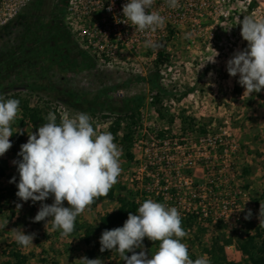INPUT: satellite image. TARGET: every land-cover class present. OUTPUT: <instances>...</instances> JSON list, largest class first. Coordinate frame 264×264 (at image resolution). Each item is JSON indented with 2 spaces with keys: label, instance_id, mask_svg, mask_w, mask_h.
<instances>
[{
  "label": "rangeland",
  "instance_id": "1",
  "mask_svg": "<svg viewBox=\"0 0 264 264\" xmlns=\"http://www.w3.org/2000/svg\"><path fill=\"white\" fill-rule=\"evenodd\" d=\"M66 2L31 0L0 29V94L6 99L29 100L58 116L64 111L72 115L87 113L98 132H110L111 122L129 116L128 108L139 103V108L134 111L135 121H138L134 142L139 139L142 143L151 142L155 139V129L158 136L179 139L184 135L195 138L201 130L216 132L218 128H224L237 145V151L232 157L231 181L217 180L220 184L218 204L221 206V202L228 201V193H231L237 207L232 208L228 219L198 220L193 227H186L187 235L182 242L187 244L190 258L195 260L199 256L208 258L204 250L212 246L214 239L230 240L232 245L225 247L227 258L239 262L241 256L236 243L261 226L259 209L260 203H264V90L251 96L243 95L244 88L238 83L239 74L231 77L226 69L228 59L235 51L245 49L247 41L238 36L228 46L226 43L230 41L222 34L217 37L219 44L206 49L207 45L200 41L189 44L185 32L176 31L173 39L160 46L167 61L157 68L161 84L158 91L148 83L149 76L155 71L148 52H142L128 62L132 64L128 66L131 70L140 67L139 72L109 71L79 46L65 21ZM25 44L28 51L21 56ZM215 50L218 52L215 63L208 62L216 55ZM4 59H8L6 65L2 64ZM11 127L13 133L21 132L25 142L31 132L37 131L28 125L20 128L16 121ZM115 143L122 150V173L111 189L118 194L119 186L131 188V178L139 172L145 155L143 145L140 144L141 150L132 145L128 151L133 157L130 159L120 144ZM19 151L17 149L14 154L9 149L0 157L5 169V175L0 177V195L6 196L5 200H0V251L6 252L2 253L0 264L11 262L8 253L12 250L26 255V264H81L79 258L85 256L89 259L99 257L104 264H125L115 251L108 256L93 249L94 244H100L102 232L91 238L82 231L72 237H63L50 222L46 227L45 221L33 222L40 202L21 201L16 196V184L10 183L14 176L16 182L19 181L17 166L12 163L21 159L17 155ZM151 153L148 151L147 154ZM190 174L194 184H207L204 166H197ZM44 203L51 204L53 199L49 197ZM17 204H22V208L18 209ZM65 206H68L67 202ZM114 206L116 204L110 201H103L97 208H87L76 220L82 225L95 226L101 214L114 210ZM249 210L251 218L245 219ZM5 221H8L6 226ZM14 228H22L25 234L35 233L33 244L19 246L14 239ZM143 245L146 253L148 246L151 253L158 248L147 238ZM140 250L136 249V252ZM126 254L131 256L132 253Z\"/></svg>",
  "mask_w": 264,
  "mask_h": 264
},
{
  "label": "clouds",
  "instance_id": "2",
  "mask_svg": "<svg viewBox=\"0 0 264 264\" xmlns=\"http://www.w3.org/2000/svg\"><path fill=\"white\" fill-rule=\"evenodd\" d=\"M154 3L155 0H128L122 7L123 17L140 32H155L164 25L165 19L158 12L150 11ZM166 3L173 9L179 7V0H166ZM239 24L247 47L234 52L226 69L231 77L239 74L243 95L251 96L264 90V19H257L253 14L243 16ZM147 46L156 45L148 41ZM215 52L208 62L215 63L218 56ZM19 105V100L6 99L0 94V157L12 147L11 125L20 111ZM45 119L47 123L31 132L27 142L20 146L17 155L21 159L12 162L17 166L19 181L17 183L14 176L10 183L16 184V196L21 201L40 202L33 222L45 221V227L50 222L54 230L67 237L75 229L76 218L97 198L107 196L118 182L122 173V150L111 132H98L94 128L92 117L87 113L72 115L64 111L59 114L57 123V114L50 111ZM49 197L53 203H44ZM22 206L17 204L18 209ZM251 215L249 210L245 219H250ZM259 221V225L264 226V203H260ZM7 224L5 221L4 226ZM12 231L19 246L33 244L35 233L25 234L22 228ZM186 235L176 207L146 199L136 214L129 212L122 227L102 232L100 252L115 251L125 264H211L206 256L190 258L188 246L182 242ZM145 238L158 242L157 250L150 257L144 250ZM136 249L141 250L137 253ZM79 259L81 264H104L99 257Z\"/></svg>",
  "mask_w": 264,
  "mask_h": 264
},
{
  "label": "built area",
  "instance_id": "3",
  "mask_svg": "<svg viewBox=\"0 0 264 264\" xmlns=\"http://www.w3.org/2000/svg\"><path fill=\"white\" fill-rule=\"evenodd\" d=\"M31 0H0V29L8 25ZM128 0H67L65 21L76 42L94 56L107 70L135 72L128 63L142 52H148L154 61L157 50L176 31H184L189 44L202 42L206 49L219 44L217 37L226 35L231 46L241 36L240 20L255 15L264 19V0H179L173 9L166 0H155L150 11L164 17L165 23L155 32H140L123 17L122 7ZM111 9V10H109ZM152 41L155 47L147 46ZM165 66V65H164ZM157 129L151 142L136 140L133 146H144L145 159L139 172L131 178V188L138 192L139 207L146 199L165 203L178 209L182 219L195 215L198 220L228 219L232 208L236 209L234 194L228 201L218 204L220 178L231 181L232 157L237 145L224 128L205 132L191 138L158 136ZM143 146H141V145ZM152 151L151 154H147ZM153 155V156H152ZM197 166L206 168L207 184L196 185L190 170ZM221 167V168H219ZM215 170V171H214ZM218 175L215 176L214 174Z\"/></svg>",
  "mask_w": 264,
  "mask_h": 264
},
{
  "label": "trees",
  "instance_id": "4",
  "mask_svg": "<svg viewBox=\"0 0 264 264\" xmlns=\"http://www.w3.org/2000/svg\"><path fill=\"white\" fill-rule=\"evenodd\" d=\"M162 50L163 47L158 48L157 50V57L153 62L155 71L154 74L150 75L148 79L150 87L158 91L161 90V84L159 83V71L157 68L167 61V57H164ZM27 51L28 46L25 44L21 52V56H25ZM7 63L8 59H4L2 62L3 65H6ZM16 99L20 101V111L19 118H17L15 121L20 128L28 125L33 129H38L39 126L47 123L45 117L47 116L48 112H46L45 109L31 104L29 100L19 98ZM138 108L139 103H137L133 108H128L127 112L131 111L129 116L127 114V116L124 118H117L111 122L109 126V131L115 137L114 142H118L120 144L124 154L130 159L133 157L128 153V151L134 143L135 132L138 126V121H135L134 111H136ZM158 113H160V110H158ZM184 123L185 120L183 119L182 124ZM120 132L122 133L121 136H119ZM203 132L204 130H201V133ZM10 140L12 142V147L10 150L14 154L17 153V149H20L22 144L26 143L23 136L21 135V132L13 133V136L10 137ZM4 175L5 169L1 166L0 161V177H3ZM118 190L119 192L116 194L115 190L110 189L107 196L97 198L90 206L94 208L103 201H112L116 202L117 204V208L114 211L100 216L95 226L82 225L76 220L75 229L69 236H75L82 231L87 238H91L96 233L103 232L106 229L110 230L116 227H122L128 218L129 212L136 214L138 206L135 200L138 192L134 190V184L132 185V188L119 186ZM5 199L6 196L4 197L0 195V200ZM197 222V216L187 215L184 219H182V227L184 229L186 227H193ZM45 237L48 238V236ZM156 245L158 246V242ZM230 245H232L230 240H221L220 238H216L213 240L212 246L208 249H205L204 252L206 255H208V259L210 260L211 264H264V226L255 227L253 233L248 232L245 234L242 240H239L236 243V249L241 256V260L239 262L230 261L227 258L225 247ZM93 249L95 251L97 249L100 250V244H94ZM2 253L6 252L0 251V257ZM42 253L46 252L43 251ZM103 253L109 256L111 251L106 250ZM147 253L150 257V246L147 247ZM8 257L11 262H7L6 264H26L28 261V257L22 254L21 251L12 250V252L8 253ZM40 261L42 263H46V260L44 259H41Z\"/></svg>",
  "mask_w": 264,
  "mask_h": 264
},
{
  "label": "crops",
  "instance_id": "5",
  "mask_svg": "<svg viewBox=\"0 0 264 264\" xmlns=\"http://www.w3.org/2000/svg\"><path fill=\"white\" fill-rule=\"evenodd\" d=\"M253 115H255V114H253ZM107 201V200H106ZM110 202H112V201H110ZM112 203H114V204H116V202H112ZM100 204V203H99ZM99 204L96 206V207H94V208H97L98 206H99ZM115 208H114V210L117 208V204H116V206H114ZM89 208H92V207H89ZM114 210H111V211H109L108 213H111L112 211H114ZM102 215H104V214H101V216Z\"/></svg>",
  "mask_w": 264,
  "mask_h": 264
}]
</instances>
